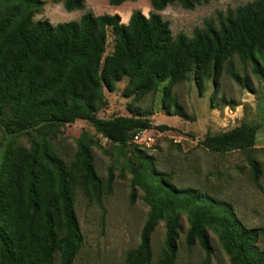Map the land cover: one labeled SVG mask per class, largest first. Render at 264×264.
Instances as JSON below:
<instances>
[{
  "label": "trees",
  "instance_id": "trees-1",
  "mask_svg": "<svg viewBox=\"0 0 264 264\" xmlns=\"http://www.w3.org/2000/svg\"><path fill=\"white\" fill-rule=\"evenodd\" d=\"M62 3L67 12L82 10L85 0H52ZM120 6L137 0H107ZM209 0H150L152 11L145 16L132 12L128 23L118 14L95 16L83 14L77 22L51 25L34 21L42 0H10L12 6H0V129L8 134L31 132L40 126L88 122L102 138L119 147L127 146L134 133L167 126H153L148 112L133 111L129 117L99 118L96 114L104 103L102 86L113 90V84L126 77L129 92L139 98L163 89V108L173 107L182 115L171 87L195 74L201 80L218 75L226 62L227 73L236 83L247 88V77L234 68L233 56L250 61L255 74L264 75V0H257L228 11L219 29L207 24L188 39L183 34L173 37L169 24L157 13L177 4L192 10ZM114 33V51L105 56L106 28ZM258 128L243 123L214 135L198 144L213 153L245 151L253 148ZM17 147L9 158L5 177L0 181V264H73L82 244V236L73 211V191L78 184L88 199L101 203L111 190L112 172L106 187L97 175L88 146L83 143L67 164L59 155L43 151L41 161L38 142ZM75 169V170H73ZM76 171V172H75ZM256 180L258 168L253 165ZM76 174V175H75ZM1 180V178H0ZM166 193L170 190L160 184ZM135 184H132V188ZM135 191L132 189L130 201ZM163 200L150 202L139 244L128 250L124 264H149L152 259L151 235L160 220H165L164 249L157 264H173L180 228L176 212ZM209 213L203 206L192 209L185 244L195 242L205 254L203 264H210L212 248L206 227ZM219 238L230 264H264V251L256 246L264 228H244L228 219L219 223Z\"/></svg>",
  "mask_w": 264,
  "mask_h": 264
},
{
  "label": "rangeland",
  "instance_id": "rangeland-1",
  "mask_svg": "<svg viewBox=\"0 0 264 264\" xmlns=\"http://www.w3.org/2000/svg\"><path fill=\"white\" fill-rule=\"evenodd\" d=\"M42 1L43 6L32 19L45 20L51 25L77 22L87 12L95 16L113 15L117 9L125 18L129 8L145 16L152 11L150 0L125 2L120 6H110L107 0H85L82 10L72 12H67L62 3ZM255 1L209 0L192 10L172 4L157 13L168 22L173 37L183 34L190 39L194 31L204 29L207 24L219 29L228 11ZM7 5L12 6L13 2L0 0V6ZM114 47L113 29L108 27L103 58L111 55ZM232 60L236 72L247 77V88L231 79L226 62L217 76L210 72L209 77L202 79L200 87L191 73L187 80L171 87L182 115H176L173 107L169 112L163 108V89L168 80L159 84L156 92L139 98L124 94L130 90L126 77L115 82L112 91L102 86L104 103L96 112L99 118L129 117L132 110H137L150 113L148 118L154 127H168L165 131L153 128L136 132L139 140L134 142V133L124 147L102 138L83 120L48 128L40 126L30 136L8 134L0 129V181L5 177L13 151L17 147L29 149L32 136L38 142L42 162L41 146L71 165L83 143L88 146L103 186L106 187L110 171L113 181L100 204L88 199L78 184L74 188L73 211L82 244L73 264H124L125 253L139 244L150 202L156 199L163 200L177 214L180 228L173 264H203L205 254L198 243L191 248L185 244L190 213L197 206L205 207L209 213L206 231L212 248L210 264H230L219 238L220 221H235L247 229L264 228V75L255 74L250 61L242 62L236 55ZM243 123L258 128L254 146L249 150L220 154L198 144L207 135L231 130ZM253 165L258 168L256 180ZM163 183L169 193L161 188ZM132 184H135L133 188ZM132 189L135 196L131 203ZM165 224V220H160L151 235L149 264H157L163 253ZM256 246L264 251V235L259 236ZM58 259L56 255L55 264Z\"/></svg>",
  "mask_w": 264,
  "mask_h": 264
},
{
  "label": "crops",
  "instance_id": "crops-1",
  "mask_svg": "<svg viewBox=\"0 0 264 264\" xmlns=\"http://www.w3.org/2000/svg\"><path fill=\"white\" fill-rule=\"evenodd\" d=\"M115 12H117V14L121 17V22L123 23V24H127L128 23V20H129V18H130V16H131V14H132V11H131V9L129 8L127 11H125V18L123 17V15L121 14V13H118L119 11L116 9V10H114Z\"/></svg>",
  "mask_w": 264,
  "mask_h": 264
},
{
  "label": "built area",
  "instance_id": "built-area-1",
  "mask_svg": "<svg viewBox=\"0 0 264 264\" xmlns=\"http://www.w3.org/2000/svg\"><path fill=\"white\" fill-rule=\"evenodd\" d=\"M134 138V142H137L139 140V134L138 133H135V135L133 136Z\"/></svg>",
  "mask_w": 264,
  "mask_h": 264
}]
</instances>
